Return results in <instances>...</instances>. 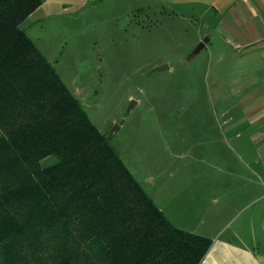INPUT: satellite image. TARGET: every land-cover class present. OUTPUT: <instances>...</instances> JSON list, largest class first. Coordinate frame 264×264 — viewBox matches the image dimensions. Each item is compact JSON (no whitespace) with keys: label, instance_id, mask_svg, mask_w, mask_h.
Segmentation results:
<instances>
[{"label":"rangeland","instance_id":"1","mask_svg":"<svg viewBox=\"0 0 264 264\" xmlns=\"http://www.w3.org/2000/svg\"><path fill=\"white\" fill-rule=\"evenodd\" d=\"M206 21L158 0H102L26 29L96 130L108 139L118 127L108 140L124 167L187 230L221 194L202 191V175L234 169L226 145L240 141L235 128L249 110L235 92L233 60H218L210 46L194 54L200 35L208 39Z\"/></svg>","mask_w":264,"mask_h":264},{"label":"trees","instance_id":"2","mask_svg":"<svg viewBox=\"0 0 264 264\" xmlns=\"http://www.w3.org/2000/svg\"><path fill=\"white\" fill-rule=\"evenodd\" d=\"M39 5L0 0V264H200L27 36Z\"/></svg>","mask_w":264,"mask_h":264},{"label":"crops","instance_id":"3","mask_svg":"<svg viewBox=\"0 0 264 264\" xmlns=\"http://www.w3.org/2000/svg\"><path fill=\"white\" fill-rule=\"evenodd\" d=\"M99 1L40 0L27 18L26 28L33 21L91 9ZM158 1L174 8L195 9L207 20L208 41L204 42L201 34L199 43L204 42L202 49L210 46L217 51L218 60H233V81L238 84L235 92L241 106L249 109L240 124L243 126H237L233 135L240 141L228 142V146L223 142L234 156V169L219 175L203 174L199 182L207 194L221 190L209 201V207L199 209L211 213L189 224V230L178 229L211 240L200 264H264V0ZM209 29L214 38L207 33ZM211 186L215 187L211 190ZM189 195H199L198 190ZM189 209L194 210V205Z\"/></svg>","mask_w":264,"mask_h":264},{"label":"water","instance_id":"4","mask_svg":"<svg viewBox=\"0 0 264 264\" xmlns=\"http://www.w3.org/2000/svg\"><path fill=\"white\" fill-rule=\"evenodd\" d=\"M207 41H208V39L205 38V39H204V42H207ZM204 42H200V43L198 44V46L196 47V49H195V51H194V54L198 53V52L204 47ZM117 129H118L117 126H114V127H113L112 131H111L110 134H109V138L111 137V135H112ZM109 138H108V139H109Z\"/></svg>","mask_w":264,"mask_h":264}]
</instances>
